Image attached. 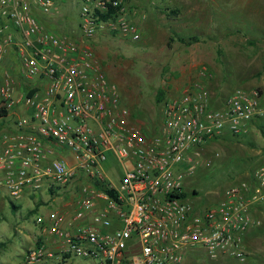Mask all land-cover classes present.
<instances>
[{"label":"built area","instance_id":"obj_1","mask_svg":"<svg viewBox=\"0 0 264 264\" xmlns=\"http://www.w3.org/2000/svg\"><path fill=\"white\" fill-rule=\"evenodd\" d=\"M125 1L0 0V110L14 117L0 139V207L78 182V199L38 217L62 261L181 264L199 250L243 262L248 232L263 224L264 161L206 206L192 201L185 178L212 140L264 126L263 95L238 87L216 104L203 70L165 101L151 129L123 102L92 44L103 33L140 38ZM64 2L79 7L77 28L49 29ZM112 160L122 165L119 185L106 175Z\"/></svg>","mask_w":264,"mask_h":264},{"label":"rangeland","instance_id":"obj_2","mask_svg":"<svg viewBox=\"0 0 264 264\" xmlns=\"http://www.w3.org/2000/svg\"><path fill=\"white\" fill-rule=\"evenodd\" d=\"M125 6L140 29V38L103 33L97 34L92 44L123 102L151 129L160 124L165 101L178 95L187 82L199 80L203 70L211 74L205 83L211 92L218 91V100L238 87L264 94V0H126ZM175 8L180 11L178 15H167ZM60 9L63 15L57 22L47 23L48 28L62 32L77 28L79 7L64 2ZM193 35L200 40L190 45L179 40L180 36ZM171 36L174 39L170 42ZM17 80L27 86L22 77ZM159 89L164 91L161 100L157 97ZM222 90L228 95L220 97ZM235 139H215L201 148L195 158L196 168L185 178L192 201L211 204L217 200L216 192L246 177L259 164L250 156L264 151V132L256 133L258 145H250L245 138ZM67 155L71 156L69 152ZM104 167L109 180L119 185L122 165L112 160ZM75 184L78 182L56 196L45 192L35 198L23 197L15 202L17 210L10 200L0 207V264H30L31 252L43 246L34 264H92L77 257L62 261L56 243L47 242L50 237L45 225L38 221V217L46 220L53 211L78 199ZM247 254L241 262L212 259L203 251H195L181 264H264V255L255 260Z\"/></svg>","mask_w":264,"mask_h":264},{"label":"crops","instance_id":"obj_3","mask_svg":"<svg viewBox=\"0 0 264 264\" xmlns=\"http://www.w3.org/2000/svg\"><path fill=\"white\" fill-rule=\"evenodd\" d=\"M209 75H211V74H209ZM33 90H35V89H33ZM217 93H218V91H212V94H213V96L215 98L216 104L219 103L218 102V99L216 98V94ZM228 93H229L228 91H226V90L223 91L222 90V92L220 93V97L221 96L228 95ZM263 101H264V94H263ZM17 112L20 113V114H22V113H26V110H23V109L20 110L19 109ZM9 115H11V114H8V115H0V118H3L2 120L0 119V139H1V137L4 136L5 133L10 132V131H12L14 129V127H13V118L14 117H11L10 119H6L7 117H9ZM259 130L262 131V132H264V126H262L261 129H259ZM259 130H254V131H252L251 133H249L247 135H244L242 137H238V140L241 141L242 139L245 138L247 140H250L249 141L250 142V145L251 144L258 145L257 144V141H256V133ZM232 137H234V136H232L231 134L227 133L223 138L224 139H228V138H232ZM252 140H254V141H252ZM250 157L251 158H255L256 157V160H257L256 161V164L261 163V162L264 161V151H262V152L261 151L256 152L254 155H252ZM256 164H254V165H256ZM261 219H262L263 224L262 225H259V226L253 227L248 232V234L246 236V239H245V249L253 257H255L254 258L255 260H259V258H260L259 256L264 255V216H261ZM48 236L50 238L47 239V240H49L47 242L50 243V241H53L54 243H56L55 246L57 248L59 246L58 238H56V237H54L52 235H49V234H48ZM196 251L197 252H200L199 250H196ZM193 252H195V250L191 251L190 253H193ZM189 254H188L187 258L189 257Z\"/></svg>","mask_w":264,"mask_h":264},{"label":"trees","instance_id":"obj_4","mask_svg":"<svg viewBox=\"0 0 264 264\" xmlns=\"http://www.w3.org/2000/svg\"><path fill=\"white\" fill-rule=\"evenodd\" d=\"M170 11H171V13H167V15H169V16L170 15H178L180 12L178 8L171 9ZM173 39H174L173 36H171L169 41L171 42V41H173ZM179 40L182 41L183 43L187 44V45H190L192 43L198 42L200 40V37L198 35H193V36H190L189 38L180 36ZM34 91L35 90H30V94H33ZM163 93H164V91L162 89H159L158 94H157V97L159 100H161ZM5 112H6L5 110H0V115H3L1 113H5ZM102 184L104 185V183H102ZM110 192L113 193V191H111V190H110ZM194 193H197V192H194ZM186 194H188V193H186ZM11 205H12V208L14 210H17L19 208V206L13 202H11ZM31 211H33V210H31ZM0 251H1V247H0Z\"/></svg>","mask_w":264,"mask_h":264}]
</instances>
